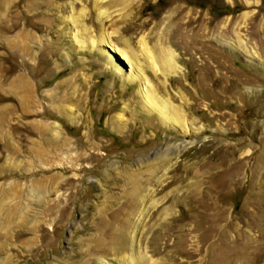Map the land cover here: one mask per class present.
Wrapping results in <instances>:
<instances>
[{
    "label": "rangeland",
    "instance_id": "1",
    "mask_svg": "<svg viewBox=\"0 0 264 264\" xmlns=\"http://www.w3.org/2000/svg\"><path fill=\"white\" fill-rule=\"evenodd\" d=\"M110 2L0 0V264H264V0Z\"/></svg>",
    "mask_w": 264,
    "mask_h": 264
},
{
    "label": "bare ground",
    "instance_id": "2",
    "mask_svg": "<svg viewBox=\"0 0 264 264\" xmlns=\"http://www.w3.org/2000/svg\"><path fill=\"white\" fill-rule=\"evenodd\" d=\"M96 1L99 2L101 0H96ZM111 1L112 2H110V3L115 4L116 2L118 3V1L121 2L123 0H111ZM101 8H103V9H101ZM98 9H100V14L99 15L102 14V16L103 15H107L105 13L109 12V10H110L108 7L104 6V4H103V7H101L99 5ZM107 16H109V15H107ZM143 26H141V27H143ZM141 27H139V28H141ZM143 45H144L145 53L147 55L148 65H150V67H152L154 71L156 69L157 70L161 69L162 73H164L166 75H170L171 72H174V71L177 70L178 65L176 64V62L172 58L173 52L169 48L161 46L159 43H157V44L154 45L153 49H149L146 46L147 45L146 40L145 41L143 40ZM122 54H123V58H126L129 61H133L134 56H133V54L131 52L129 53L128 51H125V49H124V50H122ZM133 72L134 71L131 70V73L128 74V78L139 81V84H140V87H141V92H144V90L145 91L147 90L146 92H144L145 94L143 93L144 96H145L144 98L153 106L154 110L160 112L161 113L160 115L164 116V117H167L168 120L171 118L174 121L181 122L182 119H181V116H180L179 112L174 107H172L171 105L166 104L165 102L161 101V99L156 95V91H154V89H150V88H153L154 86H152L150 88L146 87V89H145L144 84L146 82L143 81V77L138 75V74H133ZM23 97L26 100L28 98V95L27 94L23 95ZM172 98L175 99L174 97H172ZM30 99H32V98H30ZM21 115H24V114H21ZM167 118H165V119H167ZM44 127H43L44 129H48L49 128L48 126H44ZM139 187L136 185V188H137L136 190L140 189ZM143 204H144V200H143Z\"/></svg>",
    "mask_w": 264,
    "mask_h": 264
}]
</instances>
